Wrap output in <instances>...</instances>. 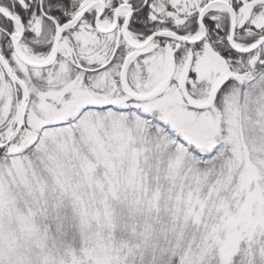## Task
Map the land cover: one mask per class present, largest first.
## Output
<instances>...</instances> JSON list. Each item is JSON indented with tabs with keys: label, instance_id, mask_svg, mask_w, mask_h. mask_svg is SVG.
<instances>
[{
	"label": "snow or ice",
	"instance_id": "snow-or-ice-1",
	"mask_svg": "<svg viewBox=\"0 0 264 264\" xmlns=\"http://www.w3.org/2000/svg\"><path fill=\"white\" fill-rule=\"evenodd\" d=\"M0 264H264V0H0Z\"/></svg>",
	"mask_w": 264,
	"mask_h": 264
}]
</instances>
